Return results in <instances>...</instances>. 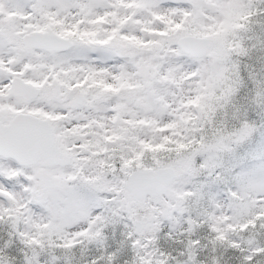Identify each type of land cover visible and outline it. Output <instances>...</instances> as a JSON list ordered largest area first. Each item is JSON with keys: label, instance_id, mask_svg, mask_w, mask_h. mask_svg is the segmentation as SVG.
Listing matches in <instances>:
<instances>
[{"label": "snow or ice", "instance_id": "snow-or-ice-1", "mask_svg": "<svg viewBox=\"0 0 264 264\" xmlns=\"http://www.w3.org/2000/svg\"><path fill=\"white\" fill-rule=\"evenodd\" d=\"M0 264H264V0H0Z\"/></svg>", "mask_w": 264, "mask_h": 264}]
</instances>
